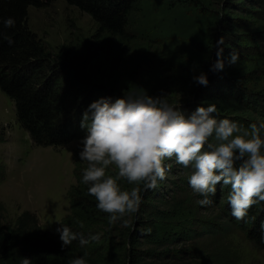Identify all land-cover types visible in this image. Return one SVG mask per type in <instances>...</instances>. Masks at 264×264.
<instances>
[{"label":"rangeland","instance_id":"rangeland-1","mask_svg":"<svg viewBox=\"0 0 264 264\" xmlns=\"http://www.w3.org/2000/svg\"><path fill=\"white\" fill-rule=\"evenodd\" d=\"M174 1L137 0L122 39H96L92 18L63 1L29 9L28 22L30 30L55 52L70 46L76 54L94 57L91 76L116 97L138 87L149 95L167 96L170 103L190 114L202 102L193 76L200 72L211 75L216 41L223 36V48L239 53L238 64L245 62L239 38L249 32L264 35V9L263 19L251 20L249 11L240 8L260 9L247 0H190L183 5ZM252 68L264 76V60ZM230 70H235V65L226 69ZM0 131L5 138L0 143V166L5 169L0 181V221L13 226L22 214L30 212L38 218L41 230L58 233L57 227L70 214L68 193L76 185L73 172L78 142L59 149L33 145L17 122L13 102L1 91ZM165 163L171 165V171L159 183V195L153 193L144 200L141 216L168 241L155 245L158 239L146 247L181 253L180 263L264 264L263 248L249 242L239 230L225 233L220 229L221 195L211 207L198 205L201 197L188 184L192 169L176 164L174 158ZM108 169L117 171L114 165ZM183 230L190 236L173 241V234Z\"/></svg>","mask_w":264,"mask_h":264},{"label":"trees","instance_id":"trees-1","mask_svg":"<svg viewBox=\"0 0 264 264\" xmlns=\"http://www.w3.org/2000/svg\"><path fill=\"white\" fill-rule=\"evenodd\" d=\"M57 1H63L89 15L97 26L96 39L105 36L124 38L128 18L137 2L0 0V17L11 16L16 19L15 28L5 29L0 24V91L13 102L20 128L28 133L35 146L59 149L71 142H78L73 172L76 185L68 193L70 214L61 222L76 232L78 239L62 248L59 233L41 230L38 218L25 212L13 226L0 221V264H21L24 257L30 258L31 264H67L70 258L85 253L88 264H193L180 263L178 255L181 253L156 252L146 247L158 239L155 245H165L168 241L167 236H160L156 229L151 228L150 220L141 216L144 200H148L153 193L158 196L160 191L157 188L142 194L143 202L138 213L125 226L121 222L110 225L108 214L96 207L95 197L88 193V185L81 183L83 170L87 167V162L80 160L78 155L80 140L85 135L80 127L82 113L92 101L102 96H111L113 99L116 96L91 76L94 57L76 54L70 46H62L55 52L30 30L29 9H40ZM174 2L183 5L190 3V0ZM247 3H252L260 10L244 7L240 10L249 11L251 20L263 19V0H247ZM256 33H244L239 38L240 55L246 61L241 64L237 62L235 70L226 71L232 67L227 63V54L231 50L224 48L225 68L212 71L207 86L198 85L196 93L199 101H202L200 106L216 104L217 113L214 115L218 119L229 118L244 127L264 118V76L252 68L255 62L264 60V35L258 37ZM5 36L11 37L14 43L9 45ZM4 141V131H0V143ZM0 171L1 181L5 177L4 167L0 166ZM116 172L107 169V174L114 176ZM120 184L127 190L135 186L126 180H121ZM229 191V187L218 184L217 193L212 197L216 201L221 195L218 201L219 220L223 221L220 229L225 233L239 230L249 242L264 249V229L261 227L264 222V202L252 205L246 217L237 220L231 215L227 200ZM137 223L141 230L135 227ZM94 235H98L99 239H90ZM189 236L184 230L175 232L173 241ZM80 238L89 240V243L82 246ZM144 247L146 250H142Z\"/></svg>","mask_w":264,"mask_h":264},{"label":"clouds","instance_id":"clouds-1","mask_svg":"<svg viewBox=\"0 0 264 264\" xmlns=\"http://www.w3.org/2000/svg\"><path fill=\"white\" fill-rule=\"evenodd\" d=\"M0 24L5 29L15 28L16 19L0 17ZM5 39L9 45L14 43L11 37ZM223 45L221 36L211 71L225 68ZM239 58V53L231 50L227 63L235 65ZM193 80L207 86V73L200 72ZM215 113L216 104L208 103L186 114L167 96L149 95L138 87L115 99L102 96L87 106L80 121L85 135L78 155L87 162L81 183L88 185V193L95 197L96 207L108 214L110 225L131 222L143 202L142 194L167 178L171 165L165 161L172 158L192 169L188 184L201 197L196 201L200 206L214 205L218 184L230 188L227 200L237 220L244 219L252 205L264 202V118L244 127L229 118L218 119ZM110 165L117 169L114 176L107 174ZM121 180L135 186L123 189ZM261 227L264 229V222ZM56 231L62 248L78 239L67 225L60 224ZM79 242L83 246L89 240L80 238ZM86 256L72 257L67 264H88ZM21 264H31L30 258L24 257Z\"/></svg>","mask_w":264,"mask_h":264}]
</instances>
